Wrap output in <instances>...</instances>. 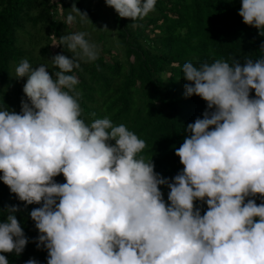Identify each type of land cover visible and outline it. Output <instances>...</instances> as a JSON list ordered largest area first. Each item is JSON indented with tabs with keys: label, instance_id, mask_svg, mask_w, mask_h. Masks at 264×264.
Returning <instances> with one entry per match:
<instances>
[{
	"label": "clouds",
	"instance_id": "obj_1",
	"mask_svg": "<svg viewBox=\"0 0 264 264\" xmlns=\"http://www.w3.org/2000/svg\"><path fill=\"white\" fill-rule=\"evenodd\" d=\"M105 3L136 21L157 0ZM70 10L65 24L87 17L75 4ZM238 15L264 36V0H241ZM85 37L60 38L72 58L54 55L53 75L21 60V110L0 107V181L25 208L40 205L29 213L39 232L32 242L46 249L47 264H264V56L243 66L223 59L182 65L185 97L198 96L207 108L184 128L175 149L183 169L169 179L124 124L82 119L74 70L99 57ZM61 174L64 183L54 179ZM198 201L207 205L203 214ZM19 211H3L0 264H9L2 253L19 256L29 243Z\"/></svg>",
	"mask_w": 264,
	"mask_h": 264
},
{
	"label": "trees",
	"instance_id": "obj_2",
	"mask_svg": "<svg viewBox=\"0 0 264 264\" xmlns=\"http://www.w3.org/2000/svg\"><path fill=\"white\" fill-rule=\"evenodd\" d=\"M73 4L87 14L83 19L74 14L77 29L83 32L86 22L99 33L98 59L82 61L74 70L79 79L76 90L82 119L90 123L107 117L116 125L124 124L145 141L141 155L146 160L152 158L154 171L171 179L183 169L175 149L183 143L184 128L202 118L207 108L200 97H185L183 83L187 81L182 77V65L191 61L199 66L223 59L230 64L238 60L243 66L245 59L255 61L264 56L260 51L264 36L243 23L238 15L241 0H157L155 11L142 20L120 18L113 11L118 42L125 54L122 62L111 53L106 27L99 22L102 15L84 7L81 0H0V107L17 113L21 110L26 78H15V68L21 60L27 59L33 67L45 65L50 75L58 70L51 60L52 36L63 55L70 57L60 38L64 30L72 33L64 21ZM59 7L62 16L58 15ZM38 34L46 40L39 57L34 52L40 44ZM85 38L90 42L89 37ZM165 73L170 76L168 81L163 78ZM250 95L255 96L254 90ZM54 179L65 182L62 174ZM160 188L167 202L169 189L163 185ZM255 199L261 203L259 197ZM11 205L20 208L17 219L29 243L19 256L2 254L9 264H25L30 258L47 264L46 249H37L32 242L39 232L29 213L40 205L25 208L24 202L0 181V221L5 219V208ZM197 206L201 214L207 209L199 201Z\"/></svg>",
	"mask_w": 264,
	"mask_h": 264
},
{
	"label": "rangeland",
	"instance_id": "obj_3",
	"mask_svg": "<svg viewBox=\"0 0 264 264\" xmlns=\"http://www.w3.org/2000/svg\"><path fill=\"white\" fill-rule=\"evenodd\" d=\"M84 7L89 8L100 15H102V18L99 20V22L102 23L106 27V33L108 34V39H109V47L111 48V53L115 56H117V59L124 62L125 60V54L123 51L122 46L118 42L117 34H116V29L114 27V9L107 6L105 3V0H81ZM71 11V10H70ZM75 14V13H73ZM58 15L62 16V10L61 7L58 9ZM85 30L83 31L86 33V36L89 37L90 43L98 45V42H96L98 32L97 30H93L90 26V24L86 23ZM69 29L74 32H80L79 29H77L76 24H71L68 25ZM64 34H70L67 32V30H64ZM38 39L40 40V44L38 47L34 48V52L36 56H40V49L46 44V40L43 39V34H38L37 35ZM30 46V44L28 45ZM51 51H52V56L56 54H63V50L58 46V42L54 36H52V41H51ZM67 54L70 55L69 58H71L72 53L67 51ZM109 54L108 57L111 59V55ZM82 62V61H81ZM189 83L184 82L183 84Z\"/></svg>",
	"mask_w": 264,
	"mask_h": 264
}]
</instances>
